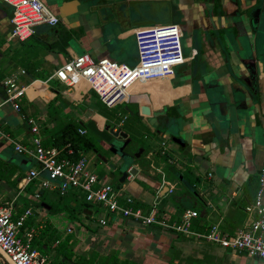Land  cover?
Returning a JSON list of instances; mask_svg holds the SVG:
<instances>
[{
  "label": "crops",
  "instance_id": "0c3cea01",
  "mask_svg": "<svg viewBox=\"0 0 264 264\" xmlns=\"http://www.w3.org/2000/svg\"><path fill=\"white\" fill-rule=\"evenodd\" d=\"M0 1V196L15 200V217L33 208L21 234L27 238V233L34 231L31 242L48 257L50 264H71L55 248L56 244H61V249L80 264H264L260 257L187 237L160 224L143 225L110 213L101 204L86 208L82 204L84 194L76 189L62 195L57 190L42 189L40 180L21 188L22 179L37 165L34 158L16 152L14 147L15 142L32 144L30 118H35L46 147L66 132L69 124L79 123V132L80 128L88 129L81 121L97 115L106 124L110 123L100 111L92 116L89 110L82 111V105L92 109L103 104L83 81L74 87L61 81L59 86H51L49 76L82 53L132 65L138 61L134 29L145 24L132 21L123 11L125 4L119 0H42L60 17L59 24L41 25L25 41L9 40L13 7ZM248 36L242 37L238 49L233 50V62L226 64L211 57L213 63L218 62L213 78L219 84L218 91L223 92L221 99L225 98L233 108L242 111L238 124L225 138L212 136L200 112L202 106H207L205 86H193L190 79H183V70L177 85L172 82L178 79L177 74L169 83H136L127 102H132L135 109L127 108V114H118L117 127L128 126L132 133L138 134L140 128L146 127L154 134V137L146 135L150 139L148 149L139 146L135 150L144 149L141 157L147 152L148 166L141 157L137 158L127 168L129 171L135 168L136 173H129L122 181L123 172L117 168L107 167L104 176L90 167L85 152L95 149L96 143L92 148L74 149L70 156L76 153L85 156L94 173L120 190L123 205L141 208L146 213L155 211L169 223L180 221L186 210H196L199 216L192 220L194 231L203 233L218 224L224 233L235 235L256 216L249 214L245 207L255 201L264 168V52L260 56L256 52L264 45L257 49L254 36L250 33L251 42ZM250 51L260 68L256 77L258 87L250 85L253 84L248 80L250 72L241 63ZM22 70L26 73L21 74ZM13 75H18L20 85L28 87L36 80L45 82L36 83L26 91L17 101L19 109L7 101L5 81ZM146 104L152 107V115L142 114L141 107ZM129 113L135 121L128 122ZM51 147L61 146L52 144ZM98 155V164L103 166ZM171 170L176 176L167 179L166 171L171 174ZM118 171L119 181L115 184L112 180ZM170 185L175 187L173 193L167 191ZM45 192L67 198L50 204L44 201ZM37 193L40 197H36ZM47 197L51 199L52 195ZM126 198L132 202L128 203ZM69 204L75 207L73 216L66 212ZM101 218L107 219L106 225L100 224ZM53 236L56 241L49 240Z\"/></svg>",
  "mask_w": 264,
  "mask_h": 264
},
{
  "label": "built area",
  "instance_id": "2783aa9c",
  "mask_svg": "<svg viewBox=\"0 0 264 264\" xmlns=\"http://www.w3.org/2000/svg\"><path fill=\"white\" fill-rule=\"evenodd\" d=\"M3 1L13 7L9 40H28L39 26H56L60 22V17L42 0ZM134 35L138 48V61L135 65L116 62L108 57L96 59L90 53H82L57 68L48 80L57 79L68 87H74L84 80L89 90L94 91L104 105L113 108L130 101L132 93H129V88L135 81L174 78L176 68L189 60L183 46V28L177 22L141 25L134 29ZM25 73V70L21 71V74ZM17 76L8 78L5 85L7 101L19 109L17 101L24 96L28 85H20ZM28 122L34 134L32 144L28 146L15 142L14 147L16 152L34 158L37 165L22 179L21 188L34 180H40L42 189L57 190L62 195L70 189H76L82 191L87 202L101 204L110 213L130 218L143 225L160 224L187 237L204 239L241 254L264 259V168L260 173V187L255 201L245 207L249 214L256 215L250 223L232 236L224 233L218 224L212 225L206 232L199 233L192 229L193 218L199 216L196 210H186L180 221L169 223L166 219L158 217L155 211L146 213L141 208L121 204L120 190L94 173L85 156L77 159L70 156L74 153L71 143L63 147H46L39 135L35 118H30ZM79 133L86 135L88 129L80 128ZM163 145L165 146L166 142ZM64 152L67 155L63 154ZM174 189L175 187L170 185L168 191L173 193ZM36 197H40V194L37 193ZM126 200L128 203L132 202L131 198ZM14 211L15 200H4L0 196V264H50L48 257L34 248L31 242L34 231L27 233V238L21 234L26 220L33 213V208H27L17 217L14 216ZM99 222L106 225L107 219L101 218ZM71 230L69 228V231Z\"/></svg>",
  "mask_w": 264,
  "mask_h": 264
},
{
  "label": "flooded vegetation",
  "instance_id": "af4514ba",
  "mask_svg": "<svg viewBox=\"0 0 264 264\" xmlns=\"http://www.w3.org/2000/svg\"><path fill=\"white\" fill-rule=\"evenodd\" d=\"M147 1V0H146ZM125 4L127 0H119ZM166 6L169 4L178 15L183 28V42L188 35L194 46L187 55L189 60L184 68L183 79H190L193 86L202 84L205 90H217L219 84L213 78L217 63L233 62V50L238 49L242 37L248 36L257 49L264 45V35L255 34L264 30V0H150ZM250 33L252 36H250ZM262 51V52H261ZM259 56L262 50H256ZM249 56V57H248ZM241 63L249 68L254 59L253 51L243 57ZM255 60V59H254ZM249 61V62H248ZM256 61V60H255ZM213 63V64H212ZM123 128V127H122Z\"/></svg>",
  "mask_w": 264,
  "mask_h": 264
},
{
  "label": "rangeland",
  "instance_id": "374dc122",
  "mask_svg": "<svg viewBox=\"0 0 264 264\" xmlns=\"http://www.w3.org/2000/svg\"><path fill=\"white\" fill-rule=\"evenodd\" d=\"M123 11L125 14H127L130 17L132 21H137L145 25L146 24L163 25V24H169L172 22H180L178 21L179 20L178 15L175 13V11L172 9V7L169 4L164 6V5L159 4L158 2L157 3L150 2V0H147V1L146 0H127ZM192 41H191V37L188 35V37L185 39V44L183 42L184 50L187 55L191 52V48L194 46ZM132 51L133 53L137 54L136 50L132 49ZM111 58H114V57H111ZM136 62H137V59L134 61L133 64L131 63L132 64L131 66L135 65ZM185 66L186 64L176 68V74H177L178 79H175L172 81L174 85L180 84L179 78L182 75V71L184 70ZM50 84L51 86H59V81L57 79H52ZM6 107L8 108V106ZM127 108L134 110L135 105L131 102V103L119 104L116 107L110 108L103 104H97L96 108L92 107V109H88V105L86 104L81 106L82 111L89 110V113H88L89 116H91V114H93L95 111H100L106 116L109 122L113 125L118 123L119 113H121L122 115L127 114L128 112ZM128 116H129L128 122L135 121V118L133 115L129 113ZM79 121L80 119L77 120V122ZM124 131H126L129 134V136L132 138V142L126 148L128 151H132V152L138 149L139 146L145 149H148L150 139H147L146 135L150 134V137H154V134L148 131L146 127L140 128L139 134L132 133V131L129 130L128 126L124 127ZM86 137L95 139L96 148L98 150V152H95V149H88L85 152V155L90 160V163H91L90 167L93 170H95L94 172H99L102 175L106 176L105 174L107 173V167L112 168L114 166L113 164H115L114 154L101 145L99 137L96 134H94L92 131L89 130ZM97 154H100L102 157L107 158L109 160V163H108L109 165H107L106 163H103V166L101 164H98ZM146 154L147 152L143 154L140 160H142L145 163V165L148 166L149 161L145 159ZM111 164L113 166H111ZM112 169L114 170V168ZM119 173L120 172L118 171L116 173L115 179L112 180V182L115 184H117L119 181L118 179ZM166 174H167V179H170V177L172 176L173 177L176 176L175 171H172L171 174L166 171ZM158 177L160 178V175ZM47 195H52L53 199L52 198L49 199ZM66 198L67 196L65 197V196H60L56 193L52 194L50 192H45L44 201L50 204H54L55 203L54 201H56L57 203L58 202L61 203V202H64Z\"/></svg>",
  "mask_w": 264,
  "mask_h": 264
},
{
  "label": "water",
  "instance_id": "95a60500",
  "mask_svg": "<svg viewBox=\"0 0 264 264\" xmlns=\"http://www.w3.org/2000/svg\"><path fill=\"white\" fill-rule=\"evenodd\" d=\"M255 35L256 37L264 35V30L257 32ZM251 61V66L248 68L250 72V78L248 80L249 82H253V84L250 83V85L258 87L259 84L256 77H259L260 68L254 59ZM204 95L207 98V106H202L200 112L203 113L205 119L207 120L212 136L216 139L218 136L225 138L230 134L233 126L238 124V117L241 116L242 111L236 107L233 108L225 98L221 99L223 92H219L218 88L217 90H214L213 88L204 90ZM141 112L145 116L152 115V107L147 104L142 105ZM80 123L96 134L100 139L101 145L114 154L115 164H113L114 166L111 164V166H113L112 168H114V170L117 168L123 172L122 181L126 180L129 173H136L135 168L130 169V171L127 170V168L133 161L141 157L144 149L140 148L137 152L128 151L126 148L132 142V138L122 127H117L116 125H111L110 123L106 124L105 121L103 126L100 127L94 117H89V119L87 118L86 121H81ZM172 138L179 143L181 142V140L176 137ZM95 152H98L97 148H95ZM98 156L104 163L109 165V160L107 158L102 157L100 154ZM168 190L169 187H167V191Z\"/></svg>",
  "mask_w": 264,
  "mask_h": 264
},
{
  "label": "trees",
  "instance_id": "16d2710c",
  "mask_svg": "<svg viewBox=\"0 0 264 264\" xmlns=\"http://www.w3.org/2000/svg\"><path fill=\"white\" fill-rule=\"evenodd\" d=\"M81 127V125L78 124H69L68 127L66 129H68L66 132H63L61 134V136H58L53 143H51L50 145H48L47 147H51V145H58L63 147L66 143H71L72 146L74 147V149L80 150V149H88V148H92L93 146H95V139L93 138H86L85 136L80 135V133L78 132V128ZM49 144V143H48ZM63 154L66 155V152H64ZM80 154L76 153L74 158H80ZM82 204L86 207L89 208L90 206H94V204L87 202L86 200L84 202H82ZM74 210L75 207L72 204L68 205V209L66 210V212L69 213L70 216L74 215ZM54 240L56 241L55 237H51L49 238V240ZM61 245V244H60ZM59 244L55 245V248H57L58 251H60V253H63V255L67 258L70 259L71 264H80L79 261H76L69 256V253L64 252L62 248V246H60ZM71 255V253H70ZM82 258V257H81ZM80 258V259H81Z\"/></svg>",
  "mask_w": 264,
  "mask_h": 264
},
{
  "label": "bare ground",
  "instance_id": "6f19581e",
  "mask_svg": "<svg viewBox=\"0 0 264 264\" xmlns=\"http://www.w3.org/2000/svg\"><path fill=\"white\" fill-rule=\"evenodd\" d=\"M82 81H83V83L85 84V86L88 87V85L86 84V82H85L84 80H82ZM138 82H142V83L160 82V83H163V84H164V83H169L170 80H169V79H152V80H147V81L138 80V81H135V82L131 85V87L129 88V93L132 92V88H133V86H134L136 83H138ZM36 83H45V82H43V81H41V80H36V81L33 82V84H32L31 86L27 87V90H28L29 88H31L32 86H34ZM77 85H78V84H77ZM77 85H76V86H77ZM94 119L99 123V126H100V127L103 126V123H104L105 119H104L102 116L97 115V116L94 117Z\"/></svg>",
  "mask_w": 264,
  "mask_h": 264
}]
</instances>
